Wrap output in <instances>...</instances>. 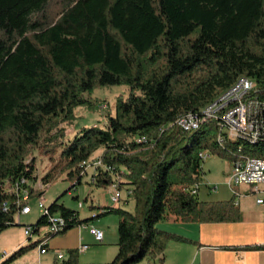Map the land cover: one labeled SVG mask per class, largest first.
<instances>
[{
	"label": "trees",
	"instance_id": "16d2710c",
	"mask_svg": "<svg viewBox=\"0 0 264 264\" xmlns=\"http://www.w3.org/2000/svg\"><path fill=\"white\" fill-rule=\"evenodd\" d=\"M241 76L264 87V0H0V187L8 177L34 179L36 163L26 164V156L62 137L65 127L53 130L73 122L96 87L128 85L129 94L118 95L114 110L108 109L107 123L60 141L59 170L77 173L79 183L82 164L102 149L98 157L114 171L99 167L94 183H117L134 200L133 210L101 205L97 216H119L118 252L102 264L156 258L164 264L171 242H198L161 228L169 213L186 223L243 220L236 193L227 200H201L187 187L201 182V151L230 161L264 158V135L230 140L216 119L191 130L176 122L205 109ZM56 171L45 173L46 184ZM41 194L32 189V197ZM60 197L49 205L70 219L62 232L90 219H81ZM17 215L13 199L0 188V230L16 224ZM47 222L42 213L31 224ZM55 234L47 229V236ZM38 237L0 264L42 244ZM56 261L93 264L80 262L77 248Z\"/></svg>",
	"mask_w": 264,
	"mask_h": 264
},
{
	"label": "rangeland",
	"instance_id": "374dc122",
	"mask_svg": "<svg viewBox=\"0 0 264 264\" xmlns=\"http://www.w3.org/2000/svg\"><path fill=\"white\" fill-rule=\"evenodd\" d=\"M120 94H129L128 85L119 84L96 87L90 97L91 103L88 102L77 109L75 120L69 124L66 122H60L58 128L53 130V132L57 129L59 130L60 127L63 126L65 127L64 135L62 137L53 136V144H39L38 146L34 147L24 160L27 164L35 161L36 164L33 172L34 179H32V182L36 185V189L41 190L42 193L44 192V189L39 188V184L45 183L43 176L51 168L56 167V173L50 179V182L47 183L48 185L46 184L45 194L47 204L52 203L57 197L61 196L59 202L64 203L67 207L78 210L79 217L81 219L90 218L87 222L70 227L66 232L51 236V246H53L52 248L55 247V249L62 251L65 257L69 256V250L71 248H77L79 260L83 263H107L113 260L118 252V214L116 212H108L97 216V213L101 209V204L105 203L111 207L114 206L115 202H113L111 199V190H113L114 186L113 184L108 185L107 187L97 186L91 179V175L94 173L92 166H90L88 171L82 175V180L79 183H77L79 179V175L77 173L71 176L69 175L68 170L60 172L59 169L62 164L61 150L63 146L60 144V141L62 140L64 143H66L73 139L76 135H82L85 128L93 127L95 124L102 126L103 124L107 123L108 109L114 110L116 98ZM101 153L102 149H99L90 159L96 160V158L100 156ZM206 154L208 155L202 160L203 174L199 185V199H230L235 194V189L230 187L228 184L231 161L209 151H206ZM207 183L217 184V191L211 192L207 186ZM257 186L260 188L259 192H253L251 190V185H239L237 190L241 194L235 195L237 202L241 203L242 205H257L258 196L264 197V183H258ZM39 197L40 196L37 195L32 197L30 200V204L33 208L32 213L17 215L16 224L0 231V252H2L5 248L13 250V248H10L9 240H24L25 244H28L24 237V226L35 223L41 217L42 210L38 206ZM123 197L124 203L121 204V199ZM122 198L118 204H121L123 208L133 210L134 200L133 198H130L127 189L122 190ZM80 201L84 202V206L81 207L79 205ZM92 205H94V207H92ZM92 216L94 218H91ZM163 222L164 220H162L160 223ZM160 223L159 225H161ZM93 224L96 227L103 229L105 234L103 241L96 240L95 236L90 232V226ZM167 231H170V229ZM37 237V235L32 237V239L29 240V243L35 241ZM81 242L89 244V248L85 251L79 250V245ZM5 253H8V250H6ZM137 264L161 263L159 259L156 258L155 260L152 259L151 261L145 259L144 261Z\"/></svg>",
	"mask_w": 264,
	"mask_h": 264
},
{
	"label": "built area",
	"instance_id": "2783aa9c",
	"mask_svg": "<svg viewBox=\"0 0 264 264\" xmlns=\"http://www.w3.org/2000/svg\"><path fill=\"white\" fill-rule=\"evenodd\" d=\"M106 107V106H105ZM208 119H216L220 121L221 134L230 140H245L249 142V137H259L264 135V87H259L256 79H242L241 84H238L232 92L223 93L217 100V103L212 109H199L193 111V118H186L185 115L181 119H176L178 125L183 129L191 130L194 126H199L200 123ZM145 139L139 137L138 140ZM207 150L201 151L202 160L208 154ZM27 164V163H26ZM92 166L94 173L91 175L92 181H95L98 168L106 167L110 171H114L111 166H105L102 157H97L96 160L82 164L83 173H86L89 167ZM258 183H264V159L253 157L249 159H236L231 161V168L228 176V184L238 192L237 187L241 184L251 185L253 192H259ZM200 183L187 187L192 193H197ZM111 190V199L118 204L122 198V190L113 184ZM211 192H216L217 184L207 183ZM1 192L4 195L11 197L18 207V215L30 214L33 208L30 204L32 198V189H36V185L26 174H21L16 177H8L1 184ZM39 188L44 189V192L39 197L38 206L42 213L47 217L48 222L44 226H36L27 224L24 226V233L27 240L34 236H43V243L37 246L40 252L50 250V238L47 236V229H58V234L61 233L70 223V219L61 213H54L50 205L46 202V183H40ZM10 200L4 202V210H7L10 205ZM257 202L264 205V197L258 196ZM79 205L84 206V202L80 201ZM90 232L95 236L96 240H104V231L96 227L90 226ZM89 248V244L82 243L79 250L85 251ZM6 250L0 252V256H4ZM57 258H63L65 255L62 251H54Z\"/></svg>",
	"mask_w": 264,
	"mask_h": 264
},
{
	"label": "crops",
	"instance_id": "0c3cea01",
	"mask_svg": "<svg viewBox=\"0 0 264 264\" xmlns=\"http://www.w3.org/2000/svg\"><path fill=\"white\" fill-rule=\"evenodd\" d=\"M123 199L124 197L121 199V204L124 203ZM121 204H114V206H121ZM239 205L243 212V220L233 222L186 223L179 216L169 213L159 226L198 242H172L165 253V264H264V249L247 246L264 244V205L258 202L255 206L241 203ZM24 237L27 241L25 233ZM51 241L52 238L49 241V251L42 253L36 246L10 264H58L54 253L58 249L52 248ZM9 245L13 250L5 248L4 250H8V253L0 257V261L10 257L21 246L27 244L24 240H9Z\"/></svg>",
	"mask_w": 264,
	"mask_h": 264
},
{
	"label": "bare ground",
	"instance_id": "6f19581e",
	"mask_svg": "<svg viewBox=\"0 0 264 264\" xmlns=\"http://www.w3.org/2000/svg\"><path fill=\"white\" fill-rule=\"evenodd\" d=\"M246 79V78H248V79H251V78H249V77H245V76H241L232 86H230L227 90H225L224 92H222L220 95H219V97L217 98V99H215L214 101H212V102H210L206 107H205V109H212V107L217 103V100L223 95V93H227V92H232V90H235L236 89V87H237V85L238 84H240V80L241 79ZM186 118H193L192 116H190V115H188V116H186ZM194 127H196V126H194ZM193 127V128H194ZM253 139H257V137H252ZM249 158H251V156L250 157H246V158H243V159H249ZM259 159H264L263 157L261 158V157H259ZM48 185V184H47ZM116 204V203H115ZM52 230H56V231H58V229H52ZM40 246H41V244H40Z\"/></svg>",
	"mask_w": 264,
	"mask_h": 264
}]
</instances>
